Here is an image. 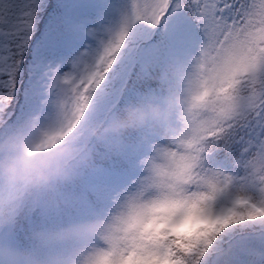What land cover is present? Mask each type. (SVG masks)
I'll return each instance as SVG.
<instances>
[{
  "label": "snow or ice",
  "instance_id": "6c2138e0",
  "mask_svg": "<svg viewBox=\"0 0 264 264\" xmlns=\"http://www.w3.org/2000/svg\"><path fill=\"white\" fill-rule=\"evenodd\" d=\"M207 57L210 79L259 85L214 151L161 177L162 142L131 137L69 189L82 217L122 218L108 264H264V0H0V129L69 108L87 126ZM193 216L213 226L181 244L172 229L190 231Z\"/></svg>",
  "mask_w": 264,
  "mask_h": 264
},
{
  "label": "clouds",
  "instance_id": "9594fccd",
  "mask_svg": "<svg viewBox=\"0 0 264 264\" xmlns=\"http://www.w3.org/2000/svg\"><path fill=\"white\" fill-rule=\"evenodd\" d=\"M213 68L212 58L207 57L187 70L178 86L161 81L157 94L130 100L87 126L69 108L59 118L28 119L0 129V219L4 225L15 227L20 222L21 205L38 203L47 215L73 207L75 197L69 189L109 156L117 155L131 137L162 142L164 147L153 162L161 177L169 176L194 154L214 151L228 130L247 117L246 96L259 85L251 78L247 84L214 81L210 79ZM181 193L179 186L170 191L177 198ZM189 223L190 231L172 229L181 244L213 226L204 216H193ZM122 228L119 216L41 224L27 232L29 247L0 241V264H108L105 248ZM87 245L100 246L85 252Z\"/></svg>",
  "mask_w": 264,
  "mask_h": 264
},
{
  "label": "trees",
  "instance_id": "16d2710c",
  "mask_svg": "<svg viewBox=\"0 0 264 264\" xmlns=\"http://www.w3.org/2000/svg\"><path fill=\"white\" fill-rule=\"evenodd\" d=\"M135 98V96H130L128 101ZM85 184L86 180L82 179L70 190L73 191L74 194L79 193ZM80 217H82L81 210L75 206L62 210L59 215H47L44 211L38 210L36 213H33L32 216H22L20 222L15 227H13V231L17 235V240L19 241L20 247H29L30 242L27 240L26 234L33 227L47 223L65 222Z\"/></svg>",
  "mask_w": 264,
  "mask_h": 264
},
{
  "label": "rangeland",
  "instance_id": "374dc122",
  "mask_svg": "<svg viewBox=\"0 0 264 264\" xmlns=\"http://www.w3.org/2000/svg\"><path fill=\"white\" fill-rule=\"evenodd\" d=\"M7 240L10 243L19 247V242L16 238V233L13 232L11 226H5L0 223V241Z\"/></svg>",
  "mask_w": 264,
  "mask_h": 264
}]
</instances>
